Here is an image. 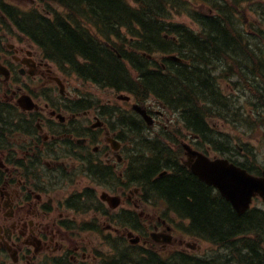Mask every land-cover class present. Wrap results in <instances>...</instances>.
<instances>
[{
  "label": "flooded vegetation",
  "instance_id": "af4514ba",
  "mask_svg": "<svg viewBox=\"0 0 264 264\" xmlns=\"http://www.w3.org/2000/svg\"><path fill=\"white\" fill-rule=\"evenodd\" d=\"M12 18L0 14V264H167L172 253L200 256L179 208L136 190L134 171L130 183L124 176L133 136L161 128L156 101L143 105L147 120L133 100L80 97ZM187 133L183 161L186 144L201 150L199 134ZM85 174L95 185L81 186Z\"/></svg>",
  "mask_w": 264,
  "mask_h": 264
},
{
  "label": "trees",
  "instance_id": "16d2710c",
  "mask_svg": "<svg viewBox=\"0 0 264 264\" xmlns=\"http://www.w3.org/2000/svg\"><path fill=\"white\" fill-rule=\"evenodd\" d=\"M51 1L65 13L55 12L54 19L38 12L24 14V24L18 25L50 58L84 81L133 94L140 102L154 96L170 110L183 112L185 126L215 149H222L225 136L209 128L212 117L231 118L234 125L248 121L252 129L263 126L264 112L251 121L253 116L242 111L236 95L225 92L220 80L250 78L254 93L263 96L264 0ZM246 10L256 22H243L237 29L235 18ZM180 15L190 22L176 21ZM174 53L182 60L167 56ZM158 54L165 55L162 62L153 60ZM134 139L138 153L129 176L134 171L138 186L178 207L194 232L225 250L220 257L183 255L167 264H264L263 212L251 209L239 215L188 170L181 146L173 150L143 134ZM233 150L238 151L235 146ZM234 161L253 173L262 170L248 157ZM166 169L168 173L158 175Z\"/></svg>",
  "mask_w": 264,
  "mask_h": 264
},
{
  "label": "rangeland",
  "instance_id": "374dc122",
  "mask_svg": "<svg viewBox=\"0 0 264 264\" xmlns=\"http://www.w3.org/2000/svg\"><path fill=\"white\" fill-rule=\"evenodd\" d=\"M48 2H43L46 6L47 9L50 10V4L53 7V9L62 11V8L57 6L54 3H51V0H47ZM18 5L22 6V8H26L27 5H30V0H16ZM50 3V4H49ZM33 8V7H31ZM29 8V9H31ZM46 8V7H45ZM44 12V11H43ZM176 21H181L185 23H189L190 20L187 16L182 15V16H177L174 17ZM242 20H244L246 23H250L251 21L256 22V19L252 13H250L248 10H246L243 15H242ZM243 23V22H242ZM248 25V24H247ZM61 73V72H60ZM61 73V76L66 79V83L69 85V90L73 91L76 94H79L80 97H85L86 99H98L101 100L102 102H107L109 99H112L113 101H118L117 100V95L114 90L107 89V88H101L98 87L92 83L89 82H84L77 78L76 74H73L70 78L67 76V74ZM232 81L236 82H241L242 80L238 79L237 77H233ZM221 85L225 92L227 93H232L236 95V102L239 106H241L242 111L248 113L249 115H252L253 118H251V121L255 120V118L261 113L264 112L263 105L259 101V98L254 95L253 92H251L250 88L247 87L246 85L242 84L241 86H236V85H230L229 83L226 84L224 80H221ZM157 107L158 110H160L159 106H155L154 108ZM159 107V108H158ZM163 114L158 115L156 119L159 121V125L167 130L169 135L171 136L170 140H166L167 146L172 147L173 150L174 147H176V143H181L182 140L188 142L190 140V134L187 133L183 126V122L178 119V116L174 113H172L169 110L162 109L160 110ZM260 112V113H259ZM259 113V114H257ZM174 121V122H173ZM211 125L209 126L210 129H216L218 131H221L222 134L225 136L228 134L229 139H231V145L235 146L238 145V151H233L232 148L229 146H223L222 150L224 152H229L233 153L228 157V158H233L237 161H243L248 157V159L253 160L258 167H264V123L263 126L260 124H257L255 128H250L248 121L244 124H239V125H230L228 123H231L232 120L231 118H212L210 120ZM254 122V121H253ZM233 124V122H232ZM153 126V125H152ZM158 125L156 124L154 128H156ZM153 128V127H152ZM157 129V128H156ZM155 129V130H156ZM153 130V132L145 131V134L149 138H154L158 137V132ZM219 133V132H218ZM226 133V134H225ZM187 135V137H186ZM173 140V141H172ZM103 141L106 142V137L104 136ZM131 142V141H130ZM129 145V144H128ZM201 146L202 148H205L206 150H211L209 151V154L213 155H220L218 152H216L213 148L208 147L207 144L202 143ZM136 148V147H135ZM134 146L129 145L128 148V154L129 150L130 155L128 158L125 157L126 160L131 159L133 163H135V157L137 156L136 154L138 153V150H136ZM177 148V147H176ZM134 149V152H133ZM65 149H60V155L64 154ZM125 154V153H124ZM64 160V158H63ZM71 160V159H70ZM124 167H128V165H121L120 168L121 170L124 169ZM134 167V165H133ZM131 170L130 168H127L125 171L124 176H127V181H129V172ZM121 181H123L121 179ZM81 186H87V185H93V181L90 177H88L86 174L85 176L80 180ZM95 185V183H94ZM79 186V187H81ZM101 191L102 188H99ZM140 196V195H138ZM153 201V200H152ZM153 205V204H152ZM151 205V206H152ZM154 205L156 207H163V204H161V200L158 199V201L155 200ZM153 205V207H154ZM254 206H259L264 210V203L256 200L254 202ZM164 210V209H163ZM169 214L168 211H166V215ZM171 216H173V213H170ZM188 221H180V224L182 226L188 225ZM198 240L194 241V238L190 239V242L194 245L195 248H200L199 251H202L201 254H217L216 252V247L213 243L207 241V240H202V238L197 235ZM219 253H222L223 255L225 252L222 250Z\"/></svg>",
  "mask_w": 264,
  "mask_h": 264
},
{
  "label": "water",
  "instance_id": "95a60500",
  "mask_svg": "<svg viewBox=\"0 0 264 264\" xmlns=\"http://www.w3.org/2000/svg\"><path fill=\"white\" fill-rule=\"evenodd\" d=\"M136 107L145 114L140 107ZM189 154L196 157L195 162L189 164L192 171L200 180L216 187L238 213L242 214L250 207L254 196H261L264 200V170L261 175H256L228 158H211L198 151H190Z\"/></svg>",
  "mask_w": 264,
  "mask_h": 264
},
{
  "label": "bare ground",
  "instance_id": "6f19581e",
  "mask_svg": "<svg viewBox=\"0 0 264 264\" xmlns=\"http://www.w3.org/2000/svg\"><path fill=\"white\" fill-rule=\"evenodd\" d=\"M243 20L241 19V17H236L235 18V21H234V23H235V27L237 28V29H240V28H242V25H243ZM245 22V21H244ZM251 22H253V21H251ZM251 68L253 69H255V65H254V63L253 62H251ZM258 78L260 77V75L257 73V75H256ZM234 77H237L238 79H241L242 80V84H244V85H246L247 87H249L250 88V90H251V92H253L254 93V91L252 90V82L250 81V78H248V79H244V78H241V77H239V76H234ZM256 82H257V84L259 85L260 84V81L259 80H257L256 79ZM263 88H262V86H261V90H262ZM261 93L263 94V96H259V95H257V94H255L254 93V95L256 96V97H258L259 98V101L261 102V104L263 105V108H264V91L262 90L261 91ZM205 129H207V127H205ZM208 130V129H207ZM178 148V147H177ZM230 161H232V159L231 158H228Z\"/></svg>",
  "mask_w": 264,
  "mask_h": 264
}]
</instances>
